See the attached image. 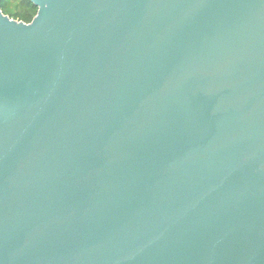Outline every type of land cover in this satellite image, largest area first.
I'll use <instances>...</instances> for the list:
<instances>
[{
  "label": "water",
  "instance_id": "1",
  "mask_svg": "<svg viewBox=\"0 0 264 264\" xmlns=\"http://www.w3.org/2000/svg\"><path fill=\"white\" fill-rule=\"evenodd\" d=\"M0 0V264H264V0Z\"/></svg>",
  "mask_w": 264,
  "mask_h": 264
},
{
  "label": "rangeland",
  "instance_id": "2",
  "mask_svg": "<svg viewBox=\"0 0 264 264\" xmlns=\"http://www.w3.org/2000/svg\"><path fill=\"white\" fill-rule=\"evenodd\" d=\"M1 10L11 20L25 24H30L38 13L31 0H2Z\"/></svg>",
  "mask_w": 264,
  "mask_h": 264
},
{
  "label": "trees",
  "instance_id": "3",
  "mask_svg": "<svg viewBox=\"0 0 264 264\" xmlns=\"http://www.w3.org/2000/svg\"><path fill=\"white\" fill-rule=\"evenodd\" d=\"M35 7V6H34Z\"/></svg>",
  "mask_w": 264,
  "mask_h": 264
}]
</instances>
